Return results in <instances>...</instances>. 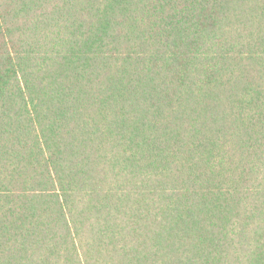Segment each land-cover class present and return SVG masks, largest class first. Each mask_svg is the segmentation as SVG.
<instances>
[{
  "label": "trees",
  "instance_id": "obj_1",
  "mask_svg": "<svg viewBox=\"0 0 264 264\" xmlns=\"http://www.w3.org/2000/svg\"><path fill=\"white\" fill-rule=\"evenodd\" d=\"M0 264H264V0H0Z\"/></svg>",
  "mask_w": 264,
  "mask_h": 264
}]
</instances>
